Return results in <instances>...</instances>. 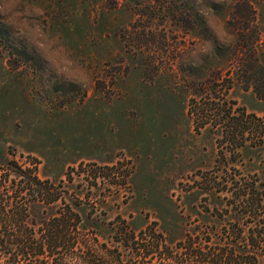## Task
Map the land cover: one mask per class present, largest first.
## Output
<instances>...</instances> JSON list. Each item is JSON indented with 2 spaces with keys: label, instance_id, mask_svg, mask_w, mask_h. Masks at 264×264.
Segmentation results:
<instances>
[{
  "label": "rangeland",
  "instance_id": "374dc122",
  "mask_svg": "<svg viewBox=\"0 0 264 264\" xmlns=\"http://www.w3.org/2000/svg\"><path fill=\"white\" fill-rule=\"evenodd\" d=\"M209 4L235 36L228 48L195 0H0V165L36 163L40 178L59 184L90 252L115 250L122 264H199L186 250L190 242L208 249L222 242V227L245 219L232 201L235 182L243 187L255 175L264 183L259 135L218 147L221 130L199 127L193 115L211 81L217 90L229 84L234 106L264 117V98L253 87L264 91V0ZM7 16L35 24L38 37L57 38L54 58L70 75L86 70L87 86L53 82L40 57L13 38ZM199 36L213 41L215 53L185 64L184 50ZM119 159L127 160L122 184L89 188L80 169L70 173L86 161L114 166ZM59 206L32 202L29 221L37 228ZM147 225L174 259L134 249L155 243L138 234Z\"/></svg>",
  "mask_w": 264,
  "mask_h": 264
},
{
  "label": "trees",
  "instance_id": "16d2710c",
  "mask_svg": "<svg viewBox=\"0 0 264 264\" xmlns=\"http://www.w3.org/2000/svg\"><path fill=\"white\" fill-rule=\"evenodd\" d=\"M244 4L248 13H252L249 20L254 21L251 3L244 1ZM203 84L205 95L201 96L193 115L195 120H199V127L211 125L221 130L218 147L224 143L240 147L249 137L257 135L264 143V117L234 106L236 102L226 98L229 84L224 88L221 85L219 90L215 82ZM253 87L256 95L264 98V91L260 93L256 86ZM211 94L215 96L211 97ZM29 164L25 166L19 161L9 160L0 165V264H122L120 253L115 250L107 252L98 248L90 252L78 230L80 215L69 203L62 201L59 184L40 178L36 163ZM257 180L255 175H251L243 187L235 182L232 201L245 214V219L222 227V242L209 245L208 249L196 248L190 242V248L186 250L190 256L199 257V264H264V183L259 187ZM59 200L62 206L55 214L42 218L37 228L32 220L29 221L32 202L49 204ZM138 234H147L155 240L152 245L142 242L135 246L139 252L142 249L141 256L159 255L162 259H174L173 255L159 249L163 236L155 232L152 225H147ZM129 235L136 244V233L130 231Z\"/></svg>",
  "mask_w": 264,
  "mask_h": 264
},
{
  "label": "clouds",
  "instance_id": "9594fccd",
  "mask_svg": "<svg viewBox=\"0 0 264 264\" xmlns=\"http://www.w3.org/2000/svg\"><path fill=\"white\" fill-rule=\"evenodd\" d=\"M216 4L223 8L231 6V0H214ZM197 12L203 17L205 24L215 36L216 41L225 47H230L235 42V36L228 28L223 17L216 12L209 4V0H195ZM13 36V38L30 52H33L44 62L47 73L53 77V82L59 81L65 84H75L79 88L86 87L89 83V75L83 68H79L75 75L65 72L54 58L53 52L58 48V40L55 37L37 36L39 28L35 24H22L13 17L7 16L3 20ZM47 40L45 44L42 40ZM215 53V45L212 40L200 37L191 42L190 46L184 50L185 64L198 66L202 64L204 57ZM66 53V58H67Z\"/></svg>",
  "mask_w": 264,
  "mask_h": 264
},
{
  "label": "built area",
  "instance_id": "2783aa9c",
  "mask_svg": "<svg viewBox=\"0 0 264 264\" xmlns=\"http://www.w3.org/2000/svg\"><path fill=\"white\" fill-rule=\"evenodd\" d=\"M127 160L119 159L113 166H106L95 162L86 161L81 166H74L70 173L74 175L80 169L84 176V181L89 188H93L99 181L108 182L119 181L123 183L124 173L127 171Z\"/></svg>",
  "mask_w": 264,
  "mask_h": 264
}]
</instances>
